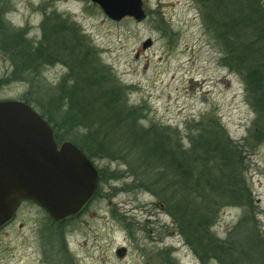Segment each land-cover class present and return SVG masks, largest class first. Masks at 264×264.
I'll return each instance as SVG.
<instances>
[{
    "label": "rangeland",
    "instance_id": "obj_1",
    "mask_svg": "<svg viewBox=\"0 0 264 264\" xmlns=\"http://www.w3.org/2000/svg\"><path fill=\"white\" fill-rule=\"evenodd\" d=\"M221 3L143 0L138 21L91 0H0V99H39L58 142L101 173L75 217L22 202L0 264H264V117L232 69L257 61L264 0L239 30ZM89 81L98 110L75 93ZM105 101L124 118L109 151L90 136L105 132ZM86 116L92 129L76 127Z\"/></svg>",
    "mask_w": 264,
    "mask_h": 264
},
{
    "label": "water",
    "instance_id": "obj_2",
    "mask_svg": "<svg viewBox=\"0 0 264 264\" xmlns=\"http://www.w3.org/2000/svg\"><path fill=\"white\" fill-rule=\"evenodd\" d=\"M92 1L114 20L146 18L143 0ZM98 185V171L82 149L70 141L59 146L51 125L30 104L0 99V227L23 200L34 201L54 220L66 219L83 208Z\"/></svg>",
    "mask_w": 264,
    "mask_h": 264
},
{
    "label": "trees",
    "instance_id": "obj_3",
    "mask_svg": "<svg viewBox=\"0 0 264 264\" xmlns=\"http://www.w3.org/2000/svg\"><path fill=\"white\" fill-rule=\"evenodd\" d=\"M255 2H256V0H246V1L245 0H222V3L220 4V7H219L220 11H218L217 15L220 19L226 18L227 15L229 14V11H230V13H231L230 20H231L232 24L229 21L228 26L231 24L230 26L232 28L239 30L245 24L249 25V24L253 23L254 13L250 9L253 10L254 5L256 4ZM262 25L260 26V28L262 27ZM245 27H247V26H245ZM242 44H243V42H242ZM227 45L229 46L230 44L227 42ZM249 47L252 49V52H253L252 56L257 57V61L254 62L253 64H248L247 61H243L240 68L236 69V68L232 67V69H233V71H237L238 73H240L243 76L246 83L252 89L251 95H252V98L254 99V102H252V100H251V103H252L253 107L256 108L258 116H260V118H261V117H264V40H262L260 43H253L252 45H249ZM235 56H236V54H235ZM228 65L231 67L230 64H228ZM89 83H91V89H90V87H88V85L86 86V83L85 84L82 83L81 84L82 88L81 89L75 88V93H79L80 100H82L83 99L82 97L85 96L84 98L88 102L85 106V108H87V111H89L90 108H95V106L98 110L99 106H97V103L91 101L92 98H90L89 93L94 94L98 90V88H96V87H98L99 85L92 84V83H94L92 81H89ZM71 91L73 92V89H71ZM71 91H70V95H71ZM76 96H78V95H76ZM70 97H74V96H70ZM35 100L36 101L32 102L29 99H27V100L25 99V102L32 104L36 109L40 110L41 115L52 125L53 130H54L55 139L57 141H59L60 136L58 135V131L54 125L52 117L49 116L45 111H43L44 106L42 105V102L39 99H35ZM102 104L103 105L98 104V105L103 107L101 109L102 111H106V112L110 111L109 113H107V115H105V121H103V122L101 121L103 123L102 125L105 129V132L103 135L101 134V136H98V135L95 136V135H93L95 132L92 130L91 133L93 136L91 134H90V136L92 137L93 140H100L98 142L97 147L101 148V150H103V151L104 150L109 151L110 150L109 148H111L113 141L117 138L116 136L118 134V131H116V128H118L122 124L124 118H122L121 115H118L116 113V110H117L116 104H114V103L112 104V103L107 102V101H105ZM40 107H42V108H40ZM98 117L100 118L102 116H98ZM73 123L78 124V125H76V127L86 126V128L88 127L89 129H92L91 128L92 125H91L90 120L88 119L87 116H86V120L84 117L82 119V122L79 119H77ZM130 126L131 125H129V127ZM131 131L134 133V129H132ZM90 136H89V138H90ZM122 136H124V135H122ZM89 138H88V140H89ZM123 138L124 137H122V139L120 138L119 142H121L123 140ZM133 141H134V137H133ZM87 145H89V144L87 143ZM79 147H83V146L79 145Z\"/></svg>",
    "mask_w": 264,
    "mask_h": 264
},
{
    "label": "flooded vegetation",
    "instance_id": "obj_4",
    "mask_svg": "<svg viewBox=\"0 0 264 264\" xmlns=\"http://www.w3.org/2000/svg\"><path fill=\"white\" fill-rule=\"evenodd\" d=\"M92 3H94V4H97V3H95V2H92ZM99 7H100V5L99 4H97ZM85 154H86V156L90 159V160H92L89 156H88V154L85 152ZM92 162H93V164H94V166L96 167V169H97V171H98V176H99V185H98V188L96 189V191H95V193H94V195L90 198V200L85 204V206L76 214V215H73V216H71V217H75V216H77L78 214H80L81 212H83L84 210H85V208L87 207V205L94 199V197L97 195V193H98V191H99V188H100V184H101V173H100V170H99V168L97 167V165L95 164V162L92 160ZM1 229V228H0Z\"/></svg>",
    "mask_w": 264,
    "mask_h": 264
},
{
    "label": "bare ground",
    "instance_id": "obj_5",
    "mask_svg": "<svg viewBox=\"0 0 264 264\" xmlns=\"http://www.w3.org/2000/svg\"><path fill=\"white\" fill-rule=\"evenodd\" d=\"M34 13H38V11L36 10ZM55 64H59V65H63L64 66V63L63 62H60V60H56Z\"/></svg>",
    "mask_w": 264,
    "mask_h": 264
}]
</instances>
